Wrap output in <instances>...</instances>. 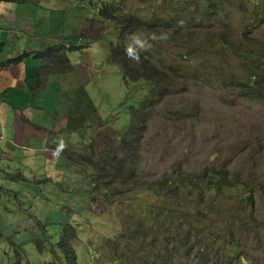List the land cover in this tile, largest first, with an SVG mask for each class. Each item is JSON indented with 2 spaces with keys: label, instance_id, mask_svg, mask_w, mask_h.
Listing matches in <instances>:
<instances>
[{
  "label": "trees",
  "instance_id": "1",
  "mask_svg": "<svg viewBox=\"0 0 264 264\" xmlns=\"http://www.w3.org/2000/svg\"><path fill=\"white\" fill-rule=\"evenodd\" d=\"M0 1L15 2L18 5L28 2ZM75 1L76 4L64 10V13L72 11L82 16L88 15L83 22H94L100 16L107 22L117 23L119 37L116 44L111 43L112 55L109 62L118 64L129 82L130 78H137L136 86L131 85L126 92L125 103L119 105V109L127 108L129 111V127L120 129L121 131L114 128L111 132H105L100 128L101 124L93 126L89 137L85 130L79 129L89 125L86 122L68 131L77 130L91 142L81 139L77 145L68 144L59 148L62 156L60 164L64 160L68 165L67 169L74 168L77 178L85 180L79 181L82 186L74 194H87L85 187L88 184L90 196L102 201L109 200L111 206L119 205L121 231L117 235L105 237V243L101 238H95L93 247L96 248L89 245L87 253L92 255L94 252L97 256L101 252L100 245L103 246L108 252L103 255L105 264H181L178 261L185 258L196 260L197 264H217L221 257L227 261L240 258L245 262L241 256L245 251L237 241L240 238L245 241L250 239L249 236H244V229L247 230L250 225L247 222L243 226L231 222L234 210L232 204L235 201L244 203L250 211V217L254 219L256 192H264L263 186H258V180H232L226 168L214 165L204 166L199 172H193L185 170L183 162L179 167L164 172L157 181L143 183L136 178L146 148L142 145L141 131L148 122L156 118L159 104L173 93L176 79L182 80L186 85L189 83L187 86L204 87L205 82H210L219 87V91L229 99L264 102V43L251 34V27L264 21V6L260 0H255L251 11L244 6L245 0ZM161 3L166 4L163 10L156 6ZM158 7L160 8L159 5ZM22 19L34 20L35 24L28 26L30 32L35 31L32 27L37 25L38 20L34 17ZM202 20L209 23L220 22L217 34L212 39H209L211 32L194 30V25L201 24ZM76 32L79 35H75ZM187 33L192 34L184 37ZM36 34L40 36L35 31ZM132 36L143 37V50L133 42ZM87 37L80 29L67 36L57 35L53 38L56 43L50 46L55 50L49 48L44 56L37 51L34 57L41 58L42 61L47 58L45 60L64 72L71 65L65 58L69 53L79 50L83 51L82 54L89 52L92 44H88L92 40L87 41ZM192 37L196 39L192 40ZM17 38L27 45H34L28 44V38L35 40L31 34L19 32ZM83 41L87 42L86 45L81 44ZM105 44L110 45L109 42ZM126 46H132L136 50L139 62L126 56ZM23 59L24 55L7 62L0 61V68L8 63L20 64ZM169 82L173 85L168 84ZM88 84L85 83L83 88H87ZM87 101L90 104L93 102L88 93ZM10 105L14 111V104ZM30 107L35 114L49 111L35 105ZM141 122L146 124L140 126ZM28 123L39 126L33 120H28ZM19 124L25 127L23 121ZM19 176L23 178V173ZM8 181L13 180L8 178ZM1 188L3 187H0V195L3 194ZM59 188H64V185H59ZM6 192L10 198V204L5 202L10 205H6L9 216L14 213L17 215L20 210L17 208V193L11 196L9 190ZM19 192L22 193L23 190ZM128 193L136 198L130 203L133 205L132 211L124 213L122 206L129 199L132 201ZM143 194H150L151 199ZM67 210L73 212L70 208ZM66 215L68 212L64 214L62 211L56 222L42 223L41 230L44 234L49 228L56 229L51 240H48L56 254L55 260L62 261V264H79L76 253L66 243L73 235H66L68 230L65 225L69 222V218L64 217ZM11 222L7 224L6 233L13 251H5V255L14 257L8 264H20L22 244L19 247L16 245L13 234L17 228ZM74 227L76 229L78 225ZM59 233L62 235L60 239ZM55 237L58 238V243ZM254 238H258V235ZM26 239L31 240L32 237L26 235ZM46 241L47 239H43L35 244ZM36 247L43 248L40 245Z\"/></svg>",
  "mask_w": 264,
  "mask_h": 264
},
{
  "label": "rangeland",
  "instance_id": "2",
  "mask_svg": "<svg viewBox=\"0 0 264 264\" xmlns=\"http://www.w3.org/2000/svg\"><path fill=\"white\" fill-rule=\"evenodd\" d=\"M254 2L255 0H245L243 4L251 11L254 8ZM260 2L264 6V0ZM75 4V0H28L26 4L18 5V8L14 10L4 11L18 18L34 17L38 20L37 25L32 28L43 37L38 41L28 38V44L42 46L39 52H42L43 56L48 53L50 46L55 44L51 40L60 34L67 36L74 33V30L80 29L86 37L88 36L85 38L87 41L92 40L88 44L89 46L92 44V47L86 48V51L89 49L87 54H81L82 50L76 54L80 58L78 70L82 71L81 76L79 74L71 81L67 80L63 83L66 88H78L79 81L89 83L86 91L94 103L85 104L82 109L83 115H78L76 118L53 123H50L51 118H49L47 127L53 131V134L50 141L43 143L41 151L39 149L35 154L34 150L29 149L32 146H29L26 152L24 150L9 151L7 148L3 150L4 145L0 138V147H2L0 148V187H3L1 191L4 194L0 195V225L5 228L4 230L0 226L2 264H8L10 259H14L12 255L11 258L5 255V251L9 253L13 251L6 233L7 224L9 225L10 221L13 227L17 228L13 234L16 245L19 247L22 244L20 264H62V261L55 260L56 254L48 244V240H51L56 229L49 228L44 231V234L41 230L42 223L56 222L62 211L64 214L68 212V215L64 216L69 218V222L65 225L68 230L66 235L73 233L66 243L76 253L79 264H105L103 255L108 252L103 246L100 245L101 252L97 256L94 252L92 255L87 253V247L95 245V238H101V241L105 243V237L117 235L122 229L119 205L111 206L109 200L102 201L90 196L88 184L85 187L87 194L79 192L74 194L73 192L82 186L79 181L85 182V180L82 177L77 178L74 168L67 169L68 165L64 163V160L63 164H60L62 156L59 148L61 146L77 145L81 139L91 142L81 132L77 130L68 132L69 129L88 122L89 125L79 129L85 130L90 137L93 126L102 124L100 128L105 132H111L114 128L121 131L120 129L129 127L131 122L129 111L127 108L119 109V105L125 103L128 88L131 85L136 86L137 81L134 77L130 78L131 82H129L121 73L119 65L109 62L112 55L111 43L116 44L119 37L117 23L107 22L100 16L94 22H83L88 15L82 16L72 11L64 13V10ZM203 20L201 24L194 25V30L211 32L209 39H212L216 36V30L221 24L218 21L209 23ZM236 29L238 30L239 27ZM191 34L187 33L184 37ZM251 34L264 43V21L251 27ZM75 35L79 33L76 32ZM136 38L142 43L145 42L142 36H136ZM105 39L109 42V46H106ZM191 39L194 40L196 37ZM94 40H96L95 44ZM166 42L169 43L168 40ZM86 43L83 41L81 44L86 45ZM71 44L75 45L73 41ZM51 49L55 50V48ZM44 68H42V74ZM17 69L21 72L23 68ZM49 70L46 65L45 72L48 73ZM168 84L173 85L172 82ZM187 85L182 80L176 79L173 93L159 104L156 118L147 124L141 122L140 126L146 124L140 134L142 145L146 148L136 179L143 183L157 181L164 172L171 171L176 166L179 167L183 162L184 169L193 172H199L204 166L209 165L224 167L229 171L232 180H258V186H263L264 191V102L229 99L219 91V87L210 82H205L204 87ZM56 96L58 103L62 102L60 106H57L60 111L77 109L75 104L77 100L65 93L63 86ZM4 97L5 95L2 94L1 98ZM22 100L23 97L18 103L19 107L24 105ZM4 102L6 103L7 100L4 99ZM0 106V117L3 116V120L12 115L11 105L10 107ZM89 108L99 112L100 117L90 113L93 111ZM35 116L39 115L35 114ZM35 122L42 125L46 119L42 117ZM9 128L12 129V122ZM25 131L21 132L27 139L28 134L24 133ZM8 133L10 130L7 131ZM21 173L23 178L19 176ZM8 178H12L13 181H8ZM62 184L64 188H59ZM8 190L11 196L17 193V208L20 209L17 215L14 213L9 216L6 209V205L10 207V198L6 193ZM19 190L23 192L20 193ZM128 194L132 201L129 199V202L122 206L121 210L124 213L132 211L133 205L130 203L136 198L132 193ZM144 196L151 199L150 194ZM232 206L234 210L231 222L236 223L235 225L242 224V226L244 222H247L250 225L247 230L244 229L246 232L244 236H249L250 239L245 241L240 238L237 241L245 251L241 256L246 261L242 262L240 258L227 261L221 257L217 264H264V192H256L254 219L250 217V211L244 203L235 201ZM67 208L72 209L73 212ZM74 226L77 228L75 229ZM26 235L32 239H26ZM257 235L258 238H254ZM58 236L59 239L62 237L60 233ZM55 238L58 243V238ZM43 239L47 241L35 244L36 241L41 242ZM178 262L197 264L196 260L192 261L188 258Z\"/></svg>",
  "mask_w": 264,
  "mask_h": 264
},
{
  "label": "crops",
  "instance_id": "3",
  "mask_svg": "<svg viewBox=\"0 0 264 264\" xmlns=\"http://www.w3.org/2000/svg\"><path fill=\"white\" fill-rule=\"evenodd\" d=\"M15 8H18V5L0 2V47L2 46L0 58L6 59L8 57V59H11L12 55H19L22 53H25L26 57L24 58V62L18 66L0 69V93L6 89L17 90L14 93L9 91L7 94H4L5 97L0 100V105L10 107L11 102L14 104V107L17 108V110H14L15 113H13V111L12 115L6 119L3 120L4 117H0V124L4 125L0 132V138L1 143L4 145L3 150L7 148L9 151L24 150V152H26V149L32 146V148L29 149L34 150L35 154L39 149L41 151L43 143L48 142V140L50 141L53 134V131L47 127L49 118H51L50 123L70 120L78 115H83V107L85 104L90 105V103L87 101L88 92L86 88H83L86 82L81 83L79 81L80 85L78 88H66L63 83V81H71L74 76L79 74L81 76L82 74V71L78 70L80 60L76 59L75 52L69 53L67 57H65L69 60L71 65H69L64 72H61L55 64H50L45 60L47 58H44V61L40 60L41 58H35L34 55L37 51H41L42 46L27 45L24 41L17 38V34L19 32L31 34L36 38L35 41L42 36H38V34L35 35V31L33 30L30 32V27L28 25L31 26V24H35L34 20H26L4 13V11L14 10ZM51 42L56 43L55 40H51ZM46 65H48V69H50L48 73L45 72ZM20 67L23 68L21 72L16 69ZM43 67L45 68L42 74ZM72 84H75V82H72ZM61 86L64 87L65 93L69 94L74 100H77L75 102L77 109L60 111L58 109L59 107L57 108L59 104H62V102L58 103L56 96L57 92L60 93ZM22 97V102L25 107H22L24 105L18 106ZM4 99L7 100L6 103ZM92 103H94V101ZM30 105H35L38 108H47L49 111H40L36 113L39 116L34 117L35 112L31 109ZM89 109L88 112L93 111L91 109L89 111ZM94 113L100 117L99 112L94 111ZM42 117L46 119L44 124L41 125L35 122ZM12 120H14V122H12L13 130L9 128ZM28 120H33V122L39 126H32L28 123ZM22 121L25 123V127L19 124ZM22 128H25L24 130L26 131L24 133L28 134L27 139H25V136H22ZM9 130L10 133L7 134ZM39 140L41 142H39Z\"/></svg>",
  "mask_w": 264,
  "mask_h": 264
},
{
  "label": "clouds",
  "instance_id": "4",
  "mask_svg": "<svg viewBox=\"0 0 264 264\" xmlns=\"http://www.w3.org/2000/svg\"><path fill=\"white\" fill-rule=\"evenodd\" d=\"M0 2H5V3H11V4H15V5H18L17 3H15V2H6V1H0ZM158 5L160 6V8L158 7ZM158 5H156L157 6V8L159 9V10H163V9H165L166 8V4H163V3H161V4H158ZM160 19H163L162 18V16H160ZM43 37V36H42ZM36 39V38H35ZM131 39L133 40V42L136 44V45H138L139 46V48L140 49H144V44L139 40V39H137L135 36H132L131 37ZM38 41V40H37ZM78 45V44H77ZM68 47V46H67ZM1 48H2V46L0 47V53H1ZM80 51V50H79ZM79 51H75V55L77 54V53H80ZM82 54V53H81ZM125 54H126V56L129 58V59H132V60H135L136 62H139V60H140V57H139V54L136 52V50L132 47V46H126V48H125ZM24 55V58L26 57V54L25 53H22V54H14V55H12L11 57V59H14V58H17V57H19V56H23ZM27 55H29V54H27ZM76 59H79L80 60V58L78 57V56H76ZM8 60H10V59H8V57L6 58V59H1L0 58V61H2V62H7ZM24 62V59H23V61L21 62V63H23ZM20 63V64H21ZM20 64H16V65H12V64H7L4 68H0V69H7V68H9L10 66H18V65H20ZM17 69V68H16ZM9 91H11L12 93H14V92H16L17 90H13V89H6L5 91H3L2 93H0V100H1V95L2 94H7ZM3 102V101H2ZM10 104H12L11 102H10ZM15 110H17V108H15ZM90 113H94V111L93 112H90ZM95 114V113H94ZM77 117V116H76ZM3 124L1 125L0 124V132H1V130L3 129ZM76 128V127H75ZM69 132V131H68Z\"/></svg>",
  "mask_w": 264,
  "mask_h": 264
},
{
  "label": "bare ground",
  "instance_id": "5",
  "mask_svg": "<svg viewBox=\"0 0 264 264\" xmlns=\"http://www.w3.org/2000/svg\"><path fill=\"white\" fill-rule=\"evenodd\" d=\"M3 192V191H2ZM7 193V192H6Z\"/></svg>",
  "mask_w": 264,
  "mask_h": 264
}]
</instances>
